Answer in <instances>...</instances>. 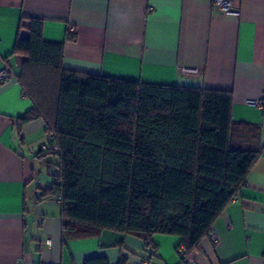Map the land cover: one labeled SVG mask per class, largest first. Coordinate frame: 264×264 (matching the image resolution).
<instances>
[{
    "label": "crops",
    "instance_id": "0c3cea01",
    "mask_svg": "<svg viewBox=\"0 0 264 264\" xmlns=\"http://www.w3.org/2000/svg\"><path fill=\"white\" fill-rule=\"evenodd\" d=\"M233 14L212 0H0V264H180L178 237L155 235L152 248L134 237L102 231L63 242L62 208L41 201L58 174L40 153L41 118L18 125L33 107L17 76L25 58L13 55L21 20L43 22L47 43L63 44L65 69L150 85L232 94L231 120L259 128L260 156L246 181L188 254L191 264H264V0H234ZM75 40L65 41L67 34ZM262 99L252 107L247 100ZM51 180L48 181V180ZM49 240L50 245L45 242Z\"/></svg>",
    "mask_w": 264,
    "mask_h": 264
},
{
    "label": "trees",
    "instance_id": "16d2710c",
    "mask_svg": "<svg viewBox=\"0 0 264 264\" xmlns=\"http://www.w3.org/2000/svg\"><path fill=\"white\" fill-rule=\"evenodd\" d=\"M42 26L21 20L28 36L14 46L25 58L17 80L33 104L18 125L45 123L40 153L56 160L58 174L40 197H62L63 242L112 231L152 248L162 235L178 237L188 255L258 160L259 128L231 120L230 92L67 70L63 44L45 42Z\"/></svg>",
    "mask_w": 264,
    "mask_h": 264
},
{
    "label": "built area",
    "instance_id": "2783aa9c",
    "mask_svg": "<svg viewBox=\"0 0 264 264\" xmlns=\"http://www.w3.org/2000/svg\"><path fill=\"white\" fill-rule=\"evenodd\" d=\"M233 1L234 0H212V5L213 8L219 12H224L226 14H233L234 13ZM12 76L13 75L10 69L8 68L7 65H5L2 69H0V84L1 85L8 84L11 81ZM246 104L252 107H258L262 105V99L257 98L254 100H247ZM41 148L43 150H46V147L44 145H42ZM53 202L61 205L62 197L60 195H56L53 198ZM208 237L213 245H216L218 243V237L214 233H209ZM45 244L50 245V241L47 240ZM176 254L180 260V264H191L187 253L182 248L176 249ZM17 264H21V263H17Z\"/></svg>",
    "mask_w": 264,
    "mask_h": 264
},
{
    "label": "rangeland",
    "instance_id": "374dc122",
    "mask_svg": "<svg viewBox=\"0 0 264 264\" xmlns=\"http://www.w3.org/2000/svg\"><path fill=\"white\" fill-rule=\"evenodd\" d=\"M55 162H56V160H55ZM48 181H50L51 182V180L49 179Z\"/></svg>",
    "mask_w": 264,
    "mask_h": 264
}]
</instances>
